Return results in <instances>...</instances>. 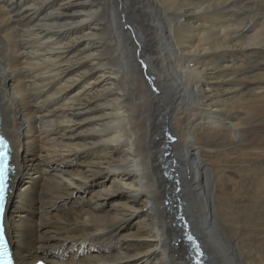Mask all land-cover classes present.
Here are the masks:
<instances>
[{
    "label": "bare ground",
    "instance_id": "obj_1",
    "mask_svg": "<svg viewBox=\"0 0 264 264\" xmlns=\"http://www.w3.org/2000/svg\"><path fill=\"white\" fill-rule=\"evenodd\" d=\"M0 124L17 264H264V0H0Z\"/></svg>",
    "mask_w": 264,
    "mask_h": 264
},
{
    "label": "snow or ice",
    "instance_id": "obj_2",
    "mask_svg": "<svg viewBox=\"0 0 264 264\" xmlns=\"http://www.w3.org/2000/svg\"><path fill=\"white\" fill-rule=\"evenodd\" d=\"M2 143L3 142L0 141V144ZM8 173V153L6 151H0V214H2L4 210L5 194L8 187ZM0 260L3 261V264H12L2 226H0Z\"/></svg>",
    "mask_w": 264,
    "mask_h": 264
},
{
    "label": "rangeland",
    "instance_id": "obj_3",
    "mask_svg": "<svg viewBox=\"0 0 264 264\" xmlns=\"http://www.w3.org/2000/svg\"><path fill=\"white\" fill-rule=\"evenodd\" d=\"M150 68V67H149ZM148 66L146 65L145 66V71L147 72L148 71ZM186 97H188V96H186ZM213 132L215 133V130H212V129H207V131L205 132V135H206V137L208 136H210V137H213L214 136V134H213ZM169 133V134H168ZM207 134H209V135H207ZM212 134H213V136H212ZM172 139V135H171V133L170 132H168V131H165V133L160 137V140H162L163 142H169L170 140ZM12 155V154H11ZM168 162H171L170 160H168ZM168 162H166L165 164H164V167H168L169 166V163ZM79 164H81V161L78 159L76 162H75V164H74V166L75 167H77V168H83L84 166H80L79 167ZM204 172V170L202 171V173ZM203 174H205L206 176V181L204 180V183H205V185L208 187V186H210L211 187V189H212V193H213V195L215 196H217V199H216V201L219 199L218 198V196H221L222 195V190L219 188V187H216V185H215V183H214V180H213V178L211 177V174L209 173V172H204ZM236 174H232V176L234 177ZM236 177H237V175H236ZM213 180V181H212ZM177 192V191H176ZM176 196V197H175ZM175 196H173L174 197V199H177V193L175 194ZM222 205V204H221ZM180 230H181V237L183 238L184 237V239H186L187 238V236L188 235H186L187 234V232H186V229L184 230V227L181 225L180 226ZM184 235V236H183ZM73 254H75L74 253V251H71V255H73ZM136 263H139V262H141L139 259H136V261H135Z\"/></svg>",
    "mask_w": 264,
    "mask_h": 264
},
{
    "label": "water",
    "instance_id": "obj_4",
    "mask_svg": "<svg viewBox=\"0 0 264 264\" xmlns=\"http://www.w3.org/2000/svg\"><path fill=\"white\" fill-rule=\"evenodd\" d=\"M0 126H1V124H0ZM8 203H9V200H8ZM7 209H8V204H7ZM195 254H196V255H199V254H200V252H199V251H197V250H195Z\"/></svg>",
    "mask_w": 264,
    "mask_h": 264
}]
</instances>
